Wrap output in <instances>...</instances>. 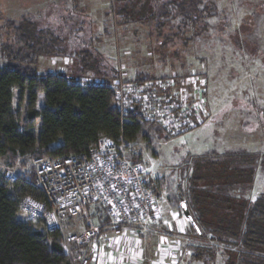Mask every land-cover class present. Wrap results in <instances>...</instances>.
<instances>
[{
	"label": "rangeland",
	"instance_id": "1",
	"mask_svg": "<svg viewBox=\"0 0 264 264\" xmlns=\"http://www.w3.org/2000/svg\"><path fill=\"white\" fill-rule=\"evenodd\" d=\"M116 1L0 0V55L3 45L15 42L13 23L18 26L25 20L36 30L52 31L61 42L59 57L40 58L41 74L64 73L115 88L135 85L138 78L159 85L175 81L171 91L177 97L172 98L186 102L188 111L196 113L182 134L166 130L170 139L154 134L152 146L142 139L129 145L128 152L141 155L159 196L150 228H132L118 236L109 227L97 240L86 241L82 239L85 231L100 227L105 218L96 208H89L81 217L61 224L69 247L76 239H82L79 244L86 247L75 255L77 261L71 257V264H228L224 246H216L211 236L201 240L184 214L187 203H176L173 198L180 189L187 193L194 156L264 152V0H205L204 4L215 5L219 12L207 20L206 31L185 28L179 18L170 22L151 18L152 13L143 22L123 24L114 9ZM164 2L150 0L151 12ZM5 62L0 58L1 65ZM135 108L145 119L141 106ZM14 109L21 116L23 130L26 104L15 101ZM38 159L26 168L20 161L13 164L0 159V176L11 173L16 179L31 172L35 178ZM251 186L245 194L255 200L264 193V171L257 172ZM24 206L19 220L44 232L37 219L48 226L46 208L32 200ZM198 248L215 250L214 260L198 259Z\"/></svg>",
	"mask_w": 264,
	"mask_h": 264
},
{
	"label": "trees",
	"instance_id": "2",
	"mask_svg": "<svg viewBox=\"0 0 264 264\" xmlns=\"http://www.w3.org/2000/svg\"><path fill=\"white\" fill-rule=\"evenodd\" d=\"M154 1H165L156 12H151L150 0H117L114 9L123 24L143 22L152 13L151 18L167 22L179 18L183 27L196 31H206L207 20L219 14L216 6L204 4L205 0ZM15 24V42L3 45L0 55L6 61L0 64V159L13 164L20 161L26 168L34 158L58 161L88 153L101 139L116 141L129 151V145L141 139L152 146L154 134L171 138L161 124L144 119L138 109L121 107L114 85L89 84L64 73L41 74V57L60 56L59 38L52 31L30 27L25 20ZM150 83L154 82L149 78L136 80V85ZM15 101L26 104L23 130ZM127 153L130 161L142 164L141 155ZM194 157L187 193L180 189L174 201L187 203L201 240L211 236L216 246H224L228 264H264V193L255 200L245 194L257 172L264 171V152L239 150ZM28 198L47 204L33 173L14 181L0 176V264H71V253L81 254L86 247L70 242L69 253L61 230L49 229L43 219L37 220L44 232L19 220ZM96 209L105 217L100 224L102 235L109 223L102 210ZM196 252L198 259L211 260L216 255L207 248Z\"/></svg>",
	"mask_w": 264,
	"mask_h": 264
},
{
	"label": "built area",
	"instance_id": "3",
	"mask_svg": "<svg viewBox=\"0 0 264 264\" xmlns=\"http://www.w3.org/2000/svg\"><path fill=\"white\" fill-rule=\"evenodd\" d=\"M168 83L125 85L116 89V97L121 107L132 110L140 105L146 120L158 122L173 135H179L189 129L196 113L188 111L186 102L172 98L177 97L171 91L176 83ZM127 152L124 145L101 139L85 154L58 161L36 160L34 183L46 195L47 204L28 198L23 207L30 200L44 206L52 230H61L63 221L77 219L89 208L101 209L118 236L124 230L150 228L159 196L152 189L147 169L130 161ZM6 179L14 181L15 176L7 173ZM99 232L100 227L90 226L82 239L97 240ZM82 239L75 242L79 244ZM67 251L71 253L69 244ZM71 257L78 260L73 253Z\"/></svg>",
	"mask_w": 264,
	"mask_h": 264
},
{
	"label": "water",
	"instance_id": "4",
	"mask_svg": "<svg viewBox=\"0 0 264 264\" xmlns=\"http://www.w3.org/2000/svg\"><path fill=\"white\" fill-rule=\"evenodd\" d=\"M183 211H184L185 216L194 224L192 215L186 204H183Z\"/></svg>",
	"mask_w": 264,
	"mask_h": 264
},
{
	"label": "crops",
	"instance_id": "5",
	"mask_svg": "<svg viewBox=\"0 0 264 264\" xmlns=\"http://www.w3.org/2000/svg\"><path fill=\"white\" fill-rule=\"evenodd\" d=\"M79 245V244H78Z\"/></svg>",
	"mask_w": 264,
	"mask_h": 264
}]
</instances>
